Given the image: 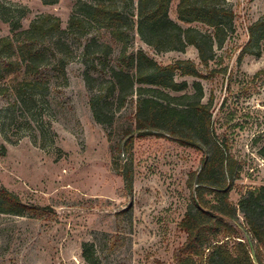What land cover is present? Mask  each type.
I'll return each mask as SVG.
<instances>
[{
	"label": "rangeland",
	"instance_id": "rangeland-1",
	"mask_svg": "<svg viewBox=\"0 0 264 264\" xmlns=\"http://www.w3.org/2000/svg\"><path fill=\"white\" fill-rule=\"evenodd\" d=\"M173 0L171 16L177 19ZM235 12V32L217 49L209 65L198 50L157 51L140 36L135 45L160 63L192 59L201 77L204 101H212V122L241 164L231 190L238 203L247 189L264 184V40L255 53H242L250 25L264 14V0H226ZM139 0H119L126 20L136 19ZM95 0H0V36L11 22L23 27L41 13H52L66 27L74 13ZM27 7L25 14L23 11ZM259 51V52H258ZM80 57L68 67V82L34 105L14 103L0 94V182L26 202L44 208L23 215L0 213V264H173L187 233L180 222L191 196L189 174L201 166L202 151L181 144L163 130L136 136L134 189L129 193L114 151L133 122L135 103L116 111L112 127L96 120L92 94ZM112 108L117 109L114 104Z\"/></svg>",
	"mask_w": 264,
	"mask_h": 264
},
{
	"label": "trees",
	"instance_id": "trees-1",
	"mask_svg": "<svg viewBox=\"0 0 264 264\" xmlns=\"http://www.w3.org/2000/svg\"><path fill=\"white\" fill-rule=\"evenodd\" d=\"M172 3L139 0L133 20L125 19L119 0H95L74 13L66 27L52 13L37 15L28 27L21 19L12 21L10 33L0 36V94L26 106L40 98L51 101L50 96L68 82L69 63L80 57L98 122L112 127L116 111L129 101L135 103L133 122L124 128L114 151L116 163L121 152L127 153L123 174L129 193L134 189L136 136L163 130L203 153L200 168L187 180L191 196L180 222L187 238L173 264H264V184L247 189L238 203L232 201L241 164L213 126L212 101H204L201 80L188 90V81L176 78L178 74L198 78L201 70L192 59L160 63L135 45L137 35L157 51H183L193 45L201 63L209 65L235 32V12L226 0H179L175 19ZM263 40L264 14L250 25L242 53H255ZM260 153L264 156V146ZM42 210L0 182V213ZM86 252L89 264H97L98 258Z\"/></svg>",
	"mask_w": 264,
	"mask_h": 264
}]
</instances>
